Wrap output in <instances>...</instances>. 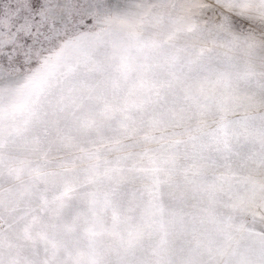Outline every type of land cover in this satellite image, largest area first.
I'll return each instance as SVG.
<instances>
[{"label": "snow or ice", "instance_id": "obj_1", "mask_svg": "<svg viewBox=\"0 0 264 264\" xmlns=\"http://www.w3.org/2000/svg\"><path fill=\"white\" fill-rule=\"evenodd\" d=\"M0 264H264V0H0Z\"/></svg>", "mask_w": 264, "mask_h": 264}]
</instances>
